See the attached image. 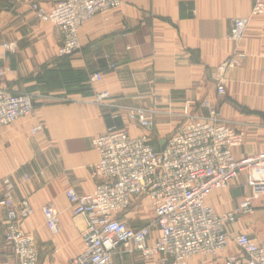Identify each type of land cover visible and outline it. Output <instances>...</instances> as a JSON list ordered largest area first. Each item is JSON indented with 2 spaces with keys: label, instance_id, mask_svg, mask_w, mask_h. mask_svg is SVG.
<instances>
[{
  "label": "crops",
  "instance_id": "crops-1",
  "mask_svg": "<svg viewBox=\"0 0 264 264\" xmlns=\"http://www.w3.org/2000/svg\"><path fill=\"white\" fill-rule=\"evenodd\" d=\"M58 1L9 0V6L0 7V41L16 45L14 51L0 46V66L7 68L2 84L31 93L34 102L31 115L0 127V198L7 178L13 184L14 204L29 203L32 213L19 227L34 236L39 264H70L83 250L84 219L73 214L65 191L71 186L78 193L94 189L98 180L91 171L99 157L92 139L108 128L124 129L131 136L147 134L159 149L184 122L183 101L192 99L194 114L206 115L208 102L224 123L244 132L234 151L237 157L264 151V13L249 18L239 41L227 37L233 18L249 16L252 0H124L82 24L80 47L66 60L57 57L60 30L38 20L30 8L31 2L49 9ZM236 50L246 53L242 63L219 71ZM62 61L79 74L77 87L87 92L43 90L37 78L42 67H58ZM97 72L100 80H92ZM219 83L223 94L217 93ZM103 90L109 99L95 101V93ZM137 107L153 111L151 131L126 117L125 110ZM36 125L40 131L32 132ZM248 197L252 211L239 214L231 231L261 241L264 193L252 194L244 173L214 190L207 201L218 212L235 211ZM47 205L57 212L54 233L44 221L42 208ZM115 216L138 228L153 219V211L144 199ZM4 228L0 206V264H17ZM152 235L157 236L155 228ZM231 255H241L232 241L221 257ZM213 261L211 256L194 255L187 264ZM110 264L159 263L118 249Z\"/></svg>",
  "mask_w": 264,
  "mask_h": 264
},
{
  "label": "built area",
  "instance_id": "built-area-1",
  "mask_svg": "<svg viewBox=\"0 0 264 264\" xmlns=\"http://www.w3.org/2000/svg\"><path fill=\"white\" fill-rule=\"evenodd\" d=\"M248 17L231 20L227 37L239 41L250 17L264 13V0H252ZM124 0H60L49 9L37 2L30 7L36 18L57 27L62 40L57 57L71 56L80 47L78 31L83 23L96 14L119 7ZM4 51H14L15 42L0 41ZM246 53L236 50L218 67L219 71L242 63ZM114 65H110L113 68ZM0 66V127L31 115L33 96L29 92H14L2 84L6 72ZM94 73L92 80H100ZM218 94L224 93L221 83ZM110 94L95 93V101L103 103ZM208 113H193L195 103L185 99L181 106L184 122L174 130L159 149L151 144L147 134L131 136L124 129L108 128L93 137L98 161L91 175L98 180L89 193H78L72 186L65 195L75 216L84 219L81 233L84 248L70 264H110L112 254L120 249L134 253L143 260L159 264H187L194 255L211 256L212 264H264V239L256 241L247 234L231 231L239 214L252 211L251 198L241 201L235 211H216L208 203L214 190L227 187L245 174V184L252 194L264 193V151L237 157L235 149L244 140V132L224 123L218 111L208 102ZM126 117L142 129L153 128V111L143 108L125 110ZM36 125L32 132L40 131ZM0 206L5 211L4 240L12 249L17 264H39L34 236L24 232L19 223L32 213L26 200L15 205L13 184L4 179ZM147 199L153 219L133 228L116 217L133 202ZM46 227L58 229L56 210L42 208ZM157 236L153 238V229ZM232 241L241 255L223 256Z\"/></svg>",
  "mask_w": 264,
  "mask_h": 264
},
{
  "label": "trees",
  "instance_id": "trees-1",
  "mask_svg": "<svg viewBox=\"0 0 264 264\" xmlns=\"http://www.w3.org/2000/svg\"><path fill=\"white\" fill-rule=\"evenodd\" d=\"M67 57H60L66 60ZM66 61L59 62L58 67L48 68L42 67V72L38 74L37 78L43 82V90L64 87L68 92H87V88H78L75 80H78V73L73 72ZM77 77V78H76Z\"/></svg>",
  "mask_w": 264,
  "mask_h": 264
},
{
  "label": "rangeland",
  "instance_id": "rangeland-1",
  "mask_svg": "<svg viewBox=\"0 0 264 264\" xmlns=\"http://www.w3.org/2000/svg\"><path fill=\"white\" fill-rule=\"evenodd\" d=\"M8 1L9 0H0V7L3 5V6H5V7H7V5H8ZM9 6V5H8ZM31 8V7H30ZM215 209V208H214ZM216 210V209H215ZM217 211V210H216ZM150 213H151V211H149ZM151 219H152V217H151Z\"/></svg>",
  "mask_w": 264,
  "mask_h": 264
}]
</instances>
